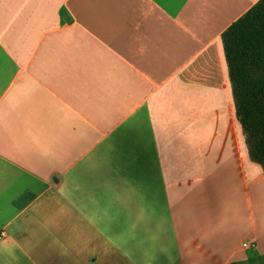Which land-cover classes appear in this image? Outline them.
<instances>
[{"label": "crops", "instance_id": "1", "mask_svg": "<svg viewBox=\"0 0 264 264\" xmlns=\"http://www.w3.org/2000/svg\"><path fill=\"white\" fill-rule=\"evenodd\" d=\"M258 1L0 0V264H264L222 43Z\"/></svg>", "mask_w": 264, "mask_h": 264}, {"label": "trees", "instance_id": "2", "mask_svg": "<svg viewBox=\"0 0 264 264\" xmlns=\"http://www.w3.org/2000/svg\"><path fill=\"white\" fill-rule=\"evenodd\" d=\"M222 43L249 157L264 172V0L225 30Z\"/></svg>", "mask_w": 264, "mask_h": 264}, {"label": "built area", "instance_id": "3", "mask_svg": "<svg viewBox=\"0 0 264 264\" xmlns=\"http://www.w3.org/2000/svg\"><path fill=\"white\" fill-rule=\"evenodd\" d=\"M5 234L2 233V236H4ZM242 247L244 249H253V248H257V245L255 242H250V241H246L242 244Z\"/></svg>", "mask_w": 264, "mask_h": 264}]
</instances>
